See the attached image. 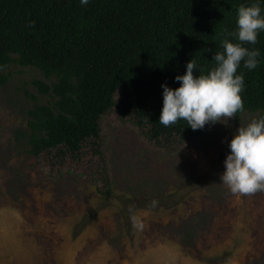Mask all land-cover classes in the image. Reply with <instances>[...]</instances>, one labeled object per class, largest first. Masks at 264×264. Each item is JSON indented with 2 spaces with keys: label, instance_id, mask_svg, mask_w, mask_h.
<instances>
[{
  "label": "rangeland",
  "instance_id": "rangeland-1",
  "mask_svg": "<svg viewBox=\"0 0 264 264\" xmlns=\"http://www.w3.org/2000/svg\"><path fill=\"white\" fill-rule=\"evenodd\" d=\"M11 71L0 88V264H264V191L237 195L220 180L235 132L264 112L172 145L114 108L101 120V155L86 145L78 159L35 158L23 133L42 75Z\"/></svg>",
  "mask_w": 264,
  "mask_h": 264
},
{
  "label": "trees",
  "instance_id": "trees-1",
  "mask_svg": "<svg viewBox=\"0 0 264 264\" xmlns=\"http://www.w3.org/2000/svg\"><path fill=\"white\" fill-rule=\"evenodd\" d=\"M253 4L264 9V0H89L86 6L80 0H0V88L13 66L42 75L31 81L35 94H28L33 105L23 139L30 153L78 159L88 145L101 155V120L114 108L158 144L201 137L205 127L159 123L161 85L179 87L175 77L192 59L201 74L213 69L225 39L240 43L233 35L239 8ZM242 46L260 55L256 69L243 62L238 69L244 109L237 115L264 112V31L256 44ZM96 184L102 194L111 192L104 165Z\"/></svg>",
  "mask_w": 264,
  "mask_h": 264
},
{
  "label": "clouds",
  "instance_id": "clouds-1",
  "mask_svg": "<svg viewBox=\"0 0 264 264\" xmlns=\"http://www.w3.org/2000/svg\"><path fill=\"white\" fill-rule=\"evenodd\" d=\"M88 3L89 0H80L81 5ZM262 13L264 9L259 4L241 6L237 31L233 33L240 43L225 39L221 45L223 51H217L213 56L216 66L207 74H201L192 59L186 64V72L175 77L179 87L174 89L167 83L161 85L160 124L169 127L183 120L195 131L209 124L223 123L243 111L244 75L238 73V69L242 62L249 71L256 69L260 52L242 45L257 43L258 34L264 31ZM194 70H198L199 75H194ZM228 147L230 152L224 161L221 182L237 195L264 191V117L240 127Z\"/></svg>",
  "mask_w": 264,
  "mask_h": 264
}]
</instances>
